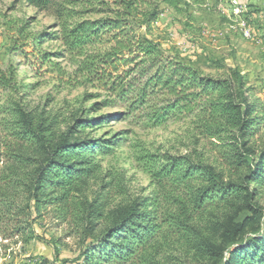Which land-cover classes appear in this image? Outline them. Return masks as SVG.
Returning <instances> with one entry per match:
<instances>
[{
  "label": "trees",
  "instance_id": "obj_1",
  "mask_svg": "<svg viewBox=\"0 0 264 264\" xmlns=\"http://www.w3.org/2000/svg\"><path fill=\"white\" fill-rule=\"evenodd\" d=\"M27 1L42 9L56 3ZM85 1L91 5L102 2V8L94 12L104 15L70 21L75 11L60 5L54 7V15L60 17L57 38L84 55L80 68L88 81L111 92L110 102L124 103L130 111L149 110L153 126L170 118L197 117L202 132L227 148L228 162L235 173L242 168L247 172L242 182H236L240 176L227 180L222 170L201 156H142L150 164L155 180L167 179L178 190L170 198L174 202L170 212L161 211L157 196H147L110 212L107 221L112 224L97 233L98 222L104 217L98 202H90L86 211L87 235L93 240L81 251L76 264H176L167 254L161 261L162 246L170 242L165 225L182 236L189 252H200L203 258L216 260V264H264V244L257 253L243 251V244L261 241L253 235L245 236L249 219L239 217L243 210L251 212L252 221L263 216L255 186L264 185V148L257 155L252 145V139L264 127V107L249 102L243 75L233 68L227 69V76L205 75L200 69L166 55L149 35L151 23L160 14V1L179 10L181 0ZM64 16L67 18L61 21ZM143 28L147 29L146 34L140 32ZM40 37L43 40L44 35ZM88 47H94V51L88 53ZM0 89L20 92L15 76L10 80L0 75ZM4 113L10 117L3 125L9 135L0 136L2 180L11 183L13 176L22 178L19 185L34 200L35 209L48 203L67 208L78 192L76 184L100 170V164L94 160L100 140L82 133L105 118L79 117L74 126L60 132L55 119L36 109L27 110L21 103H10ZM116 143L107 141L101 150L106 153ZM155 165L159 169L154 170ZM6 204L0 203V221ZM172 206L176 209L172 210ZM222 209L226 211L224 215L220 214ZM24 228L19 227L18 231L25 234ZM258 233L259 230L254 232ZM226 254L228 263H224ZM45 262L41 264L48 263ZM68 262L65 259L62 264Z\"/></svg>",
  "mask_w": 264,
  "mask_h": 264
},
{
  "label": "rangeland",
  "instance_id": "obj_2",
  "mask_svg": "<svg viewBox=\"0 0 264 264\" xmlns=\"http://www.w3.org/2000/svg\"><path fill=\"white\" fill-rule=\"evenodd\" d=\"M55 1L53 7L42 9L27 0H0V75L10 80L15 76L20 86L16 94L0 89V136L9 135L3 125L10 116L4 111L12 102L55 119L60 132L74 126L76 118L104 117L98 126L82 133L100 140L94 154L100 170L76 184L78 192L67 208L48 203L39 209L19 185L22 178L13 176L11 183L5 182L0 172V203H7L0 221V264H62L65 259L68 264H76L81 251L93 240L87 235L90 202H98L104 217L98 222L97 233L112 224L107 221L110 212L147 196H157L161 211L170 212L174 203L170 198L178 190L167 179L155 180L150 164L141 159L148 153L201 156L222 170L227 180L240 176L236 182H242L247 172L242 168L235 173L228 162L227 148L202 132L197 117L170 118L153 126L146 108L130 111L124 103L110 102L111 92L89 82L80 68L84 55L57 38L60 17L54 15V7L60 5L75 11L70 21L96 19L104 15L94 12L102 8V2L91 5L85 0ZM159 8L160 14L149 32L143 28L142 34L148 32L166 55L205 75L219 78L227 76L228 68L239 71L246 81L249 102L264 107V0H181L179 10L160 1ZM93 51L94 47L87 48L88 53ZM112 140L117 143L103 153L101 146ZM252 145L258 155L264 148V127L252 139ZM255 188L263 216L252 221L248 210L239 215L240 220L249 219L245 236L253 235L261 241L243 244V251L250 254L257 253L264 244V185ZM223 213L226 211L222 209ZM19 227H25V234L18 231ZM164 227L170 242L162 246L161 261L167 254L176 264H216L200 252H189L182 236L170 225ZM225 257L224 263H228L229 255Z\"/></svg>",
  "mask_w": 264,
  "mask_h": 264
}]
</instances>
